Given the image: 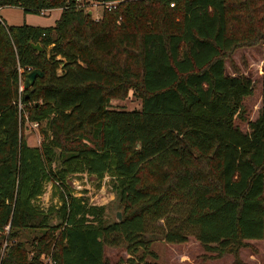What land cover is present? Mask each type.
I'll return each mask as SVG.
<instances>
[{
    "label": "trees",
    "instance_id": "trees-1",
    "mask_svg": "<svg viewBox=\"0 0 264 264\" xmlns=\"http://www.w3.org/2000/svg\"><path fill=\"white\" fill-rule=\"evenodd\" d=\"M4 7L60 12L48 27L0 19V264H112L106 245L132 264L146 234L192 235L244 264L245 240L264 239V78L248 119L254 82L225 61L264 41V0H134L96 20L75 0ZM34 69L42 76L19 91ZM128 91L139 110L109 108ZM74 174L108 177L120 221L72 188ZM47 185L55 202L44 205Z\"/></svg>",
    "mask_w": 264,
    "mask_h": 264
},
{
    "label": "rangeland",
    "instance_id": "rangeland-1",
    "mask_svg": "<svg viewBox=\"0 0 264 264\" xmlns=\"http://www.w3.org/2000/svg\"><path fill=\"white\" fill-rule=\"evenodd\" d=\"M93 19H99L101 10L91 8ZM59 10H49L39 14H25L17 7H4L0 10L2 21L8 26L20 25L22 23L39 24L42 26H53L59 16ZM225 73L227 75H242L254 82V90L251 96L243 100L244 115L248 119H254L260 106L261 80L264 78V41L251 47L235 49L225 61ZM109 108L117 110H139L140 100L132 91L122 99H112ZM236 124L241 129H246V124L236 119ZM21 134L28 145L34 146L39 142V134L36 126L25 121L21 126ZM108 177L97 183L92 177L85 175H72L69 178L70 185L76 192L85 195L89 203L105 206V215L109 219L115 218V205L113 192L110 190ZM41 201L44 205L55 202L52 197L50 185L44 189ZM162 225V221L158 222ZM150 243L145 249H140L134 255V263L139 264H230L233 261L232 254H224L215 257L211 251L204 250L198 241L188 235L185 242L169 243L161 238L159 234H146ZM246 245L237 252L238 260L244 264H264V239L245 240ZM104 257L112 264H131L126 261L128 254L122 246H104ZM142 260L139 261V256ZM43 264H50L47 259H42Z\"/></svg>",
    "mask_w": 264,
    "mask_h": 264
},
{
    "label": "built area",
    "instance_id": "built-area-1",
    "mask_svg": "<svg viewBox=\"0 0 264 264\" xmlns=\"http://www.w3.org/2000/svg\"><path fill=\"white\" fill-rule=\"evenodd\" d=\"M134 0H114V1H105V0H75L76 4L86 10L91 8L99 9V10H111L116 8V6L123 2H129ZM172 6V4H170ZM44 11H41L43 13ZM22 86L20 85L18 90L21 91ZM33 126H37L36 123H32Z\"/></svg>",
    "mask_w": 264,
    "mask_h": 264
},
{
    "label": "water",
    "instance_id": "water-1",
    "mask_svg": "<svg viewBox=\"0 0 264 264\" xmlns=\"http://www.w3.org/2000/svg\"><path fill=\"white\" fill-rule=\"evenodd\" d=\"M87 14L90 15L91 12L88 11ZM30 45H31V47H32L34 50H36L37 52L41 51V48H40L39 44H30ZM41 76H42L41 72H40L39 70H37V69H34V70H31V71L27 72V73L23 76L22 88H23V89H29V88L33 85L34 80H35L36 78L41 77ZM115 219H116L117 221H120V219H121V213H120V210H116V211H115Z\"/></svg>",
    "mask_w": 264,
    "mask_h": 264
},
{
    "label": "crops",
    "instance_id": "crops-1",
    "mask_svg": "<svg viewBox=\"0 0 264 264\" xmlns=\"http://www.w3.org/2000/svg\"><path fill=\"white\" fill-rule=\"evenodd\" d=\"M1 10V9H0ZM0 19H1V17H0ZM27 25H31V26H37V27H48V26H42V25H39V24H30V23H27ZM74 175H85V174H74ZM69 184H70V182H69Z\"/></svg>",
    "mask_w": 264,
    "mask_h": 264
}]
</instances>
